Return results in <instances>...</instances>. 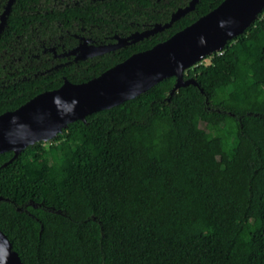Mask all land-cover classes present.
<instances>
[{"label":"trees","instance_id":"trees-1","mask_svg":"<svg viewBox=\"0 0 264 264\" xmlns=\"http://www.w3.org/2000/svg\"><path fill=\"white\" fill-rule=\"evenodd\" d=\"M190 1L0 0V115L98 77L223 0L105 49ZM188 78L70 123L48 148L0 154V231L23 264H264V7Z\"/></svg>","mask_w":264,"mask_h":264},{"label":"water","instance_id":"water-1","mask_svg":"<svg viewBox=\"0 0 264 264\" xmlns=\"http://www.w3.org/2000/svg\"><path fill=\"white\" fill-rule=\"evenodd\" d=\"M198 0L177 9L168 23L118 38L105 49L120 48L169 28L194 10ZM264 7V0H223L216 8L149 50L131 55L98 77L74 84L64 80L54 90L38 94L14 111L0 115V154L20 153L27 145L55 137L68 124L85 121L92 113L121 105L158 82L175 77L173 91L196 85L184 72L205 56L223 49L242 35ZM0 17V33L5 22ZM103 48V47H102ZM0 264H23L6 235L0 231Z\"/></svg>","mask_w":264,"mask_h":264},{"label":"rangeland","instance_id":"rangeland-1","mask_svg":"<svg viewBox=\"0 0 264 264\" xmlns=\"http://www.w3.org/2000/svg\"><path fill=\"white\" fill-rule=\"evenodd\" d=\"M213 54V53H212ZM212 54H209V55H207L208 57L207 58H202L201 59V63H203V64H209V61H210V58H211V55ZM200 63V62H199ZM195 111L197 112V113H200L201 112V109L200 108H195ZM43 144H44V147L45 148H48L49 146H51V145H54V144H56L55 142H53V141H50V140H47V141H43Z\"/></svg>","mask_w":264,"mask_h":264}]
</instances>
